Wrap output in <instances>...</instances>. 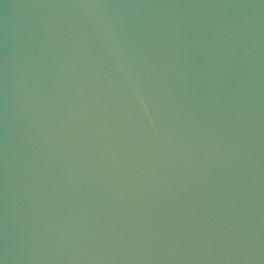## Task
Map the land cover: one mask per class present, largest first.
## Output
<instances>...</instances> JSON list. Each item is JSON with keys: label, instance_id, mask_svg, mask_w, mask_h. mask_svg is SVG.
Masks as SVG:
<instances>
[{"label": "water", "instance_id": "1", "mask_svg": "<svg viewBox=\"0 0 264 264\" xmlns=\"http://www.w3.org/2000/svg\"><path fill=\"white\" fill-rule=\"evenodd\" d=\"M0 264H264V0H0Z\"/></svg>", "mask_w": 264, "mask_h": 264}]
</instances>
